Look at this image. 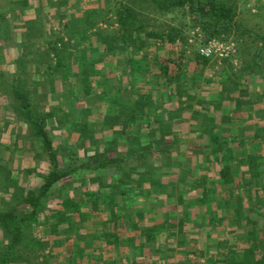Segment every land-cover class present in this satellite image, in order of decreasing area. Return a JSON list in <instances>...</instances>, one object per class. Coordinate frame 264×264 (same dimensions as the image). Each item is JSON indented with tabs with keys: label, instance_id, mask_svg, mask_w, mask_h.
<instances>
[{
	"label": "trees",
	"instance_id": "16d2710c",
	"mask_svg": "<svg viewBox=\"0 0 264 264\" xmlns=\"http://www.w3.org/2000/svg\"><path fill=\"white\" fill-rule=\"evenodd\" d=\"M141 3L145 6H141ZM149 9L160 16L180 18L182 22L169 24L161 30L150 28L147 21ZM109 11L112 13L109 24H117L119 38L104 39L100 44L105 54L110 55L119 65V74L115 79L119 83V102L111 99L114 109H111L113 114H110V127L119 126V158L101 160L95 166L91 161L78 157L73 145L70 148L66 142L60 146L56 145L48 126L53 117H57L55 121L60 126L63 122L56 115L64 113L66 108L57 105L38 114L32 95L21 86H14V96L19 101L27 122L34 129L35 137L42 142L49 167L48 171L42 174L39 185L24 192L18 205L22 210L13 208L0 212V226L9 238L6 250L0 256V264H11L12 258L24 242V226L39 218L57 185L81 172L107 171L114 168L119 169V189L115 192L101 185L95 190L85 188L82 196H88L87 202L97 201L102 193L111 198L110 200L105 197L108 202L115 203L117 193L126 194L129 186L133 187L135 192H147L144 186L152 177L160 182L152 183L151 189L148 190L162 193L159 188H155L162 184V179L169 175L180 178L182 180H179L178 192H184V187L181 186L183 184L188 193L195 196L196 203L203 207L205 230H222L227 226L225 224L233 229L229 235L224 232L220 234L219 242L223 249L227 245L228 236L233 237L237 245L242 240L246 241L248 248L245 255L236 264H264V125L255 126L253 131L247 134L232 127L231 133L228 134L215 130L211 125L212 119L208 120L207 115L208 124H203V130L198 135V139L204 143L201 142L202 145L199 142L198 151L192 150L189 153L185 166L182 154L173 150L175 144H165L163 136H154L157 132L156 126L161 123L159 116L162 106L159 101H164L167 95L169 102L175 99L181 104V98L185 97L188 99L187 108H192L191 97L188 96L189 89L183 85L195 87L201 79L200 69L207 67L211 62V59L200 56L194 45L189 43L191 32L198 29L206 40L229 39L240 27L237 5L219 0H120L119 4ZM51 47L55 52L59 44ZM165 50L169 51L167 56L161 54ZM82 58L86 60L84 55ZM234 58L239 62L237 53ZM62 63L60 61L59 66H65ZM221 63L223 69H226L233 65V58H225ZM92 66L95 67L96 63ZM55 67L50 61L44 69L42 76L47 85L53 79L52 71H55ZM251 68L247 69L246 73L250 72ZM100 71L103 73L97 78H103L101 74L106 73L103 68H100ZM78 72L83 75L81 84L70 87L66 94L72 99L73 108L82 98L86 101L92 96V93L87 92L92 83L88 71L83 68ZM17 80L18 78L15 79ZM62 80H69L67 72L62 75ZM145 85L150 87H141ZM124 92H127V96L121 99L120 96ZM179 109L180 112L185 110L183 104ZM127 110L130 111L129 114ZM177 114L172 111L169 120L173 122ZM193 114L196 115L195 112ZM230 127L231 125L225 129ZM144 129L148 130L146 135L142 133ZM83 141L85 145L86 139ZM249 142L253 148H250ZM134 145H138V148H133ZM121 146L126 147L125 152L120 150ZM254 148L259 152H254ZM156 159L167 162L170 166L154 167ZM139 161L145 164L137 166ZM147 174L152 176L147 178L150 176ZM171 189L174 193V186L171 185ZM72 199L69 196L62 199L63 210L72 207L75 210L81 209L82 203ZM201 251V257H208L209 251ZM249 253L254 261L247 260Z\"/></svg>",
	"mask_w": 264,
	"mask_h": 264
},
{
	"label": "rangeland",
	"instance_id": "374dc122",
	"mask_svg": "<svg viewBox=\"0 0 264 264\" xmlns=\"http://www.w3.org/2000/svg\"><path fill=\"white\" fill-rule=\"evenodd\" d=\"M15 1L11 0L9 5L13 6ZM30 1L24 0L26 3ZM36 1L38 10L32 11L34 17L32 18L33 14H31V18L21 19L23 23L19 25L20 28L12 26V23L19 18L14 14V6L8 9L0 7V17L3 18L0 23V31H6V35L10 34V42L7 44L17 46L16 55L11 54L9 49H2V54H0V69L6 70L0 75V94H3L2 97L8 100L10 105L15 104L13 113L17 119L22 118L21 126L25 127L19 135L4 136L3 141L0 137V212L13 208L22 210L18 205L24 192L32 186H38L42 174L46 173L49 167L42 142L35 137L33 128L24 119L20 103L14 96V86H21L32 95L34 108L38 114L57 105L66 108L64 113L56 115L61 118L63 123L60 126L57 125L55 121L57 117H53L48 126L56 145L60 146L63 142L67 143L68 148L73 145L77 156L91 161L93 165L111 157L119 158V126L110 127L112 123L110 114H113L111 109H114L112 100L119 102V83L115 80L119 74V65L110 55L105 54L100 42L104 39L119 38L117 24H109L112 18V13L109 10L116 7L120 0ZM219 1L237 5V20L240 27L229 39H233L238 47L239 62L238 65L233 64L220 73L218 70L222 69L219 66L216 68L211 63L204 68V73L213 74V78H208L211 81L216 79L218 74L224 93L233 94L235 91L241 90L242 86L245 87L249 80L250 83L257 85L256 82H259L260 77H264V4L256 5L252 0ZM0 2L2 3L3 0ZM142 5L144 4L141 3ZM253 8L256 11H253ZM147 12L149 27L156 30L165 29L169 24L176 25L182 22L180 18L160 16L150 9ZM9 15L11 18L14 16L15 19L12 20L11 25L9 24L10 27H7L6 21L8 22ZM40 26L44 29L41 37L37 43L29 45L28 39H36L32 36L36 28ZM20 29L23 30V38L20 41H15V34ZM11 34H14V37ZM56 43L59 44V47L53 52L51 45L54 46ZM31 46L34 49H31ZM161 54L167 56L169 51L165 50ZM12 55L17 56L15 58L16 70L11 61ZM83 55L86 60L82 58ZM50 61L56 66L55 71H52L54 75L52 81L47 86L44 79V83L42 81L35 84L37 79L34 77L42 80L43 73L38 72L36 67H33L34 64L40 65L41 62L43 68H46ZM60 61L65 66H59ZM95 63L96 66L93 67L92 64ZM18 65L20 71H23L20 72L21 74L17 71ZM250 67H252L250 72L253 73L252 76L246 73ZM83 68L88 71V77L92 82L87 89V92L92 93V96L88 97L86 101H83L85 99L82 98L73 108L72 99L70 100L66 94L70 87L81 84L83 75L78 71H82ZM100 68L108 70L104 75L101 74L103 78H97L100 73H103ZM65 72L69 76L67 82L62 80V75ZM14 76H17V81ZM99 80L101 82H98ZM40 83L43 84L41 90L43 93L38 92ZM261 83L264 84V80ZM258 87L264 90L259 84ZM240 94H242L240 96L246 97L247 92ZM126 96L127 92H124L120 97L123 99ZM195 97L196 95L190 98L194 103ZM252 97L257 98L258 96L253 94ZM250 101L248 99L243 103ZM126 112L129 114L130 111ZM99 128H107V130H98ZM84 139L87 141L85 145L83 144ZM28 166H31L30 169ZM103 171L81 172L74 178L65 180V183L57 185L56 190L49 196L40 212L39 218L24 226V242L12 258L11 264H88L90 257H87L91 255L92 248L90 249L87 244L90 239H94L92 234L96 233L95 237H98L99 234H102L99 233L100 226H108L107 223L101 225L98 223L102 220L106 221L105 216L99 217V220L96 217L100 210L109 208L112 202L108 203L102 194L99 195L97 201L87 202L82 196V192L85 188L91 187L95 190L99 185L106 186L115 192L119 189V169L107 170L106 174ZM128 190L131 192L133 187L129 186ZM66 196L73 198V201H80L83 205L81 209L63 210L60 208L61 201ZM117 201L119 202V199ZM93 212L98 215L93 216ZM95 218L98 220V229L93 228L94 225L91 226V222ZM112 220H118V217L114 216ZM91 228L94 229L93 232L90 231ZM113 229L104 228L106 234L103 238L107 239L109 236L111 239L110 234L114 233ZM199 237L206 244L202 250L209 251L214 255L212 259L209 256L201 258L200 264H236L242 260L245 250L248 248L242 241L234 247L231 245L230 249H223L221 243H216L217 237L214 233L202 232ZM8 243L9 238L0 226V256L6 250ZM207 244H214V247L208 248ZM176 245L177 243H175V247ZM173 251L176 252V250ZM173 255L175 254L173 253ZM252 259L253 256L249 253L247 260L254 261ZM181 260L178 259L176 264H193L195 261L192 260L190 263V261Z\"/></svg>",
	"mask_w": 264,
	"mask_h": 264
},
{
	"label": "crops",
	"instance_id": "0c3cea01",
	"mask_svg": "<svg viewBox=\"0 0 264 264\" xmlns=\"http://www.w3.org/2000/svg\"><path fill=\"white\" fill-rule=\"evenodd\" d=\"M10 1L11 0H3L2 3L0 2V7L8 9L14 6L13 10L15 12H13L14 14H16V17L18 16L19 18H17L14 23H12V20L15 19L14 16L13 18H11V16L9 15L7 17L9 19L8 22L4 18L7 27H10V23H12L13 27L18 26L17 28H20L19 25H22L21 23H23L21 19H28V17L31 18V14H33V18L34 13H32V11L34 9L38 10L36 0H31L28 3L24 2V0H16L13 3V6L12 4L9 5ZM2 19L3 18L0 17V23ZM43 30L44 29L42 26L36 28L32 36L36 37V39L33 40L29 38L28 44L30 45L34 42L37 43V40L43 33ZM22 32L23 30L20 29L15 34V37L14 34L11 35L12 37H14L15 41H20L23 38ZM5 33L6 31L4 32V30L0 31V54H2V49H9V51L12 52L11 54L16 55L17 46L14 44H7L10 42L11 36L8 33L6 35ZM31 49H34L33 46H31ZM13 55L11 61L12 64H14L13 66L16 70L15 58H17V56ZM211 63L214 64L216 68L220 67L222 69L218 70L219 73L221 71H224L222 63L218 60L211 59L210 64ZM37 66L40 68H38ZM33 67H36L38 72L41 73H43L45 69L43 68V64L41 62L40 65L34 64ZM204 68L200 69L201 79H199L195 87L189 88L187 85H183L185 86V88L189 89V97H194L196 95V97L194 98L195 103L193 101H191L190 103L192 104L191 106L193 108H187L188 99H186L185 97L181 98V104H183V106L185 107V110L182 112L179 111L181 110L179 109V106L181 107V104L178 100L174 99V101L169 102L168 96L166 95L163 99L164 101H159L162 106L159 116L161 119V123L159 124V126H156L157 132L154 134V136L156 138H160L161 136H163L165 138V144H175L176 147H174L173 150L182 154L181 158L183 159V166L186 165L185 163L186 160H188L187 158L189 156V153L192 152V150L198 151V146H200V143H204V141L198 139V135L203 130V124H208L209 118L212 119L211 125H213L215 130L228 134L231 133L232 127L233 129L235 128L236 130H238L240 133L247 134L251 133L255 126L260 127L261 125H264V90L259 89L258 87L259 84V86L264 88V84L261 83V81L264 80L263 76L260 77V79L258 80L259 82H256L258 83L257 85L250 83L249 80L246 83L245 87L242 86L241 90H237L233 94H225L223 91L222 82L218 78L219 75L217 74V78L212 81L208 80V78L212 77L213 74H205ZM5 69L6 67L4 68V70ZM5 71H3V69H0V75ZM17 71L19 72V74L23 72L20 71L19 65ZM105 71L108 72L107 69H105ZM250 72H248V74L252 76L253 73ZM14 77L16 78L17 76ZM35 78L37 79L35 81V84L42 81V83H44L43 76L42 80L38 79L37 77H34V79ZM11 79L13 80L12 77ZM42 83H40L39 85L40 90H38V92L43 89ZM45 83L47 82L45 81ZM141 87L147 89L150 86L145 85ZM245 91L247 92L246 97L240 96L242 95L240 93ZM41 93L43 92L41 91ZM253 94L258 97H252ZM2 95L0 94L1 141H3L6 136L10 137V135H19L20 132L25 128L21 126L23 123L22 118L17 119V117H15L13 113V111L15 110V104L12 103L10 105L9 101L4 99ZM248 99H250L251 101L243 103L246 102V100L248 101ZM16 105L18 106V104ZM172 111L178 113L175 116L173 122L169 120V114ZM193 112H195L196 115L193 114ZM207 115H209L208 120L206 119ZM24 119L26 120V118ZM229 125H231V127L225 129ZM101 129L105 131L107 130V128H99L98 130ZM147 131L148 130L144 129L142 133L146 135ZM250 143L251 142H249V146ZM132 147L138 148V145H134ZM251 147L252 146H250V148ZM6 149L8 148L6 147ZM256 149L257 148H254V152H259V150ZM120 150L122 152H125L126 147L121 146ZM166 163H163L162 161L156 159V161H154V167L160 165L165 167L170 166ZM144 164L145 162H137V166H141ZM193 164L196 165V162H194ZM97 165L98 164H96L95 166ZM29 167L31 166H28V169H30ZM34 168L35 166L32 167V170ZM112 170H115V168ZM108 171L103 172L106 174V172ZM151 176L152 175L147 176V178ZM179 180L181 181L182 179L172 177L170 175L165 177V179H162V184L155 187L156 189L159 188L160 191H162V193H160L159 191L157 192L153 189V191L148 190L149 188L151 189L150 186L152 185V183L159 184L158 182H160V180H158L157 178L152 177V179H148L147 185L144 186V189L147 190V192H135L134 188L131 192H129L127 188L128 193H117V196L115 198L116 200L114 201H117L119 199V202L117 201V203L115 202L110 204V207L105 208L103 211L100 210V212L98 213L99 215L93 212V216L98 215L96 217L98 220L99 217L101 218L102 216H105L106 221L102 220L98 223H100V225L107 223L108 226H100L99 233L102 234H99L98 237H95V235H97L96 233L92 234V237H94V239H90L89 243L87 244L90 249H93H91V255L87 257H90L88 264H176L178 262V259L180 261H182L181 259H184V262L190 261V263L192 262V260H195L193 264H200L201 258H204L200 256L202 252L201 250L203 249L202 247L206 245L203 241L200 240V233H214V235L217 237L216 243H220V234L224 232L229 235L230 231L233 229L228 224L224 223L225 225H227L225 226V229L221 230L219 228H216L215 230H205L203 223V207L196 203L195 196L188 193L186 187L183 184H181V186L184 187L183 191L187 193L185 194L184 192H178L180 190V187L178 185ZM171 185L174 186V193L171 189ZM91 189H93V187H91ZM166 190L168 192H164ZM102 195L104 196V198L108 197V199L111 200V198H109V196H107L106 194ZM87 199L88 196H85L86 201ZM90 200H92V198ZM60 208H62V206H60ZM72 209L74 208H68L67 210ZM114 216L118 217V220H112V217ZM96 218L91 222V226L94 225L93 228L96 227V229H98L99 225ZM108 218L109 220H107ZM93 228H91L90 231L93 232ZM104 228H107L109 230L114 228V233L110 234V236L112 237L111 239H109V236L107 237V239L103 238V236L106 234V232H104ZM242 241H240V243ZM175 243H177L176 247ZM244 243V245L246 246V241H244ZM231 245L234 247L235 245H237V242L235 241V239H233V237L228 236V241L227 245H225V249H230ZM207 247H214V244H207ZM173 250H176V252H174ZM173 253L175 255H173ZM208 256L209 258L214 257L212 253H209Z\"/></svg>",
	"mask_w": 264,
	"mask_h": 264
},
{
	"label": "built area",
	"instance_id": "2783aa9c",
	"mask_svg": "<svg viewBox=\"0 0 264 264\" xmlns=\"http://www.w3.org/2000/svg\"><path fill=\"white\" fill-rule=\"evenodd\" d=\"M256 5L264 4V0H252ZM255 6V5H253ZM256 11L255 8L252 9ZM189 43L194 45L200 56L215 59L222 62L225 58H233V64L238 65V60L235 57L237 53V45L232 39H210L199 33V30H194L190 34Z\"/></svg>",
	"mask_w": 264,
	"mask_h": 264
}]
</instances>
